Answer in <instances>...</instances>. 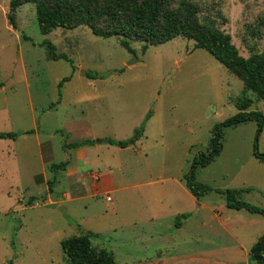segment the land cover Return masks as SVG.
<instances>
[{
	"label": "rangeland",
	"instance_id": "rangeland-1",
	"mask_svg": "<svg viewBox=\"0 0 264 264\" xmlns=\"http://www.w3.org/2000/svg\"><path fill=\"white\" fill-rule=\"evenodd\" d=\"M9 1L0 0V131L20 136L0 139V264H64L62 240L87 231L119 264H257L251 249L264 235V215L229 207L222 191L242 189L238 200L264 208V161L255 155L256 145L264 153V128L249 120L224 129L222 153L195 169V180L214 188L200 199L186 176L208 153L218 123L246 98L264 114V100L245 93L243 80L194 40L180 36L147 50L135 41L131 52L118 36L86 25L44 34L31 2L19 7L14 28ZM193 1L241 55L264 52V0ZM45 40L74 62L51 59ZM142 124L134 144L86 147V160L65 146L131 139ZM36 130L51 144L49 152L43 147L46 169ZM67 160L68 169L51 170ZM80 173L88 183L94 173L110 176L112 200L89 190Z\"/></svg>",
	"mask_w": 264,
	"mask_h": 264
},
{
	"label": "trees",
	"instance_id": "trees-1",
	"mask_svg": "<svg viewBox=\"0 0 264 264\" xmlns=\"http://www.w3.org/2000/svg\"><path fill=\"white\" fill-rule=\"evenodd\" d=\"M29 2L35 4L39 27L44 34L58 27L74 29L86 25L98 36H118L120 43L131 52H134L132 43L135 41L143 42V48L147 50L151 45H159L180 36L194 40L196 48L209 51L230 72L243 80L245 93L253 92L264 100V52L251 58L241 55L239 48L233 42L232 35L203 20L201 9L193 0H10L8 19L14 28L18 27L19 7ZM44 45L51 59L64 58L71 63L74 62L67 53L58 52L57 46L52 41L45 40ZM86 74L92 75L89 71ZM71 77L64 78L60 86ZM252 103V99L246 98L240 103L237 113L218 123L213 129L208 153L195 158L192 170L186 176V184L196 198L200 199L214 190L210 185L195 180V169L199 166H207L222 153L224 129L249 120H257L259 132H262L264 114L259 110H250ZM150 116L149 112L145 120ZM144 131L145 127L142 124L131 139L112 137L85 139L71 144L66 143L65 146L79 148L102 141L125 148L139 140ZM31 132L33 131H25V133ZM19 136L18 132L0 131V139L16 140ZM255 155L264 161V153L259 152L257 145ZM68 162L67 160L52 163L51 170H65ZM50 190H53L51 186ZM222 192L226 193L229 207L247 208L264 215V208L237 199L236 196L242 192V189H227ZM187 216V214L179 215L176 226L180 227L182 218ZM93 235V231H87L63 239L64 264H119L113 252L93 243ZM251 258L254 263L264 264V235L253 245Z\"/></svg>",
	"mask_w": 264,
	"mask_h": 264
},
{
	"label": "crops",
	"instance_id": "crops-1",
	"mask_svg": "<svg viewBox=\"0 0 264 264\" xmlns=\"http://www.w3.org/2000/svg\"><path fill=\"white\" fill-rule=\"evenodd\" d=\"M39 131L38 130H36V132L34 133V135H36V137H38V139H39V152H40V158H41V161L43 162V165H44V161H46V158H45V154H44V144L45 145H47V144H49V147L47 146L45 149H46V152H49V151H51V144L49 143V141H44V142H42V141H40V138H39V133H38ZM32 133V132H31ZM26 134H29V133H26ZM107 137V136H106ZM106 137H94V138H88V139H100V138H106ZM82 140H85V139H82ZM80 141V140H79ZM76 142V141H75ZM73 143V142H72ZM102 144H109V143H107V142H102V141H99V142H96L95 144H89V145H85V146H82V147H79V148H77L76 150L78 151H80L81 153H78L77 151H76V155L78 154L79 156L80 155H82V158H84L85 160L86 159H88L89 158V156H90V153H89V150L86 148V147H97V146H99V145H102ZM111 145H113V144H111ZM132 145V144H131ZM130 146V145H129ZM118 147H120V146H118ZM99 148V147H98ZM120 148H123V147H120ZM126 148V147H125ZM74 149V148H73ZM47 157H50V159L49 160H51V158H52V156L51 155H49V156H47ZM52 164V163H51ZM70 167V166H69ZM68 167V168H69ZM67 168V169H68ZM43 169H46V164L43 166ZM56 172V171H55ZM78 172V169L77 168H75V169H71L70 168V170H69V172H68V174L69 175H72V174H76ZM94 174H96V173H94ZM78 175V174H77ZM82 173H80V175H79V177H81L83 180H84V183L85 184H87L89 187H88V189L90 190V188H92V190L95 192V191H100V192H103V191H105L106 193H107V195L108 194H110V190H111V188H112V186H113V184H112V179H111V177L110 176H108V175H103V176H101L99 173H98V179H94L96 182H98V183H96V182H94V180L92 179L91 180V182L90 183H88V181L86 180V175H84L83 177H82ZM89 177H91V178H93L92 177V175L90 176V174L88 175ZM44 177H45V182L47 181V176H46V173L44 174ZM110 187V188H109ZM110 189V190H109ZM99 192V193H100ZM76 194H74L72 191H66L65 192V196H67L68 197V200H73V199H75V196ZM107 195H106V197H107ZM111 195V194H110ZM66 213H67V210H66ZM176 225V224H175Z\"/></svg>",
	"mask_w": 264,
	"mask_h": 264
},
{
	"label": "built area",
	"instance_id": "built-area-1",
	"mask_svg": "<svg viewBox=\"0 0 264 264\" xmlns=\"http://www.w3.org/2000/svg\"><path fill=\"white\" fill-rule=\"evenodd\" d=\"M93 177H94L95 179H98V175H96V174H94ZM106 200H107L108 202H110V201L112 200V196H111L110 194H108L107 197H106Z\"/></svg>",
	"mask_w": 264,
	"mask_h": 264
},
{
	"label": "water",
	"instance_id": "water-1",
	"mask_svg": "<svg viewBox=\"0 0 264 264\" xmlns=\"http://www.w3.org/2000/svg\"><path fill=\"white\" fill-rule=\"evenodd\" d=\"M134 61L132 60L131 62H130V64L131 63H133ZM63 212L66 214V210L65 209H63ZM67 215V214H66Z\"/></svg>",
	"mask_w": 264,
	"mask_h": 264
}]
</instances>
